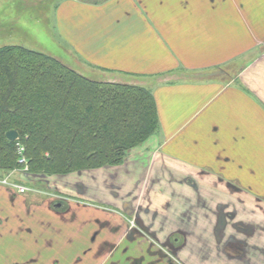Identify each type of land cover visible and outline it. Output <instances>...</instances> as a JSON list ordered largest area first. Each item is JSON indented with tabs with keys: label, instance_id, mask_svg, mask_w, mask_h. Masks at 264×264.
I'll return each mask as SVG.
<instances>
[{
	"label": "crops",
	"instance_id": "1",
	"mask_svg": "<svg viewBox=\"0 0 264 264\" xmlns=\"http://www.w3.org/2000/svg\"><path fill=\"white\" fill-rule=\"evenodd\" d=\"M54 18L72 55L57 59L92 81L146 89L159 126L120 166L30 181L68 198L60 208L0 184V264H132L119 251L123 211L134 218L139 205L162 241L160 227L198 199L217 217L242 202L264 228V0H63Z\"/></svg>",
	"mask_w": 264,
	"mask_h": 264
},
{
	"label": "trees",
	"instance_id": "2",
	"mask_svg": "<svg viewBox=\"0 0 264 264\" xmlns=\"http://www.w3.org/2000/svg\"><path fill=\"white\" fill-rule=\"evenodd\" d=\"M56 47L64 52L0 47V179L20 169L10 131L37 178L120 166L158 129L149 91L81 76L57 59L71 53Z\"/></svg>",
	"mask_w": 264,
	"mask_h": 264
},
{
	"label": "flooded vegetation",
	"instance_id": "3",
	"mask_svg": "<svg viewBox=\"0 0 264 264\" xmlns=\"http://www.w3.org/2000/svg\"><path fill=\"white\" fill-rule=\"evenodd\" d=\"M67 199L56 193H47L42 197L43 202L53 209L60 208ZM214 203L198 199L192 202L191 212L184 209L177 212L175 220L168 221V227H160L162 235L167 233L163 241L141 223L146 211L142 205L138 206L134 218H131L133 214L131 216V213L123 211L129 230L125 232L122 247L118 250L132 264H251L257 255L264 257V252L259 251L254 243L255 238L264 233V228L253 224L254 213L244 208L242 202H239L238 212V202H233L229 204L231 210L228 208L225 215L217 217V212L211 210ZM201 207L203 211L198 214L197 209ZM117 208L110 206L109 211H118ZM145 215H148L147 212ZM136 234L138 239L135 238ZM147 244L153 246L154 250L148 248ZM98 252L101 250L96 249L95 254Z\"/></svg>",
	"mask_w": 264,
	"mask_h": 264
},
{
	"label": "rangeland",
	"instance_id": "4",
	"mask_svg": "<svg viewBox=\"0 0 264 264\" xmlns=\"http://www.w3.org/2000/svg\"><path fill=\"white\" fill-rule=\"evenodd\" d=\"M62 1L63 0H0V47L22 46L31 50L48 52L50 54L61 52L62 49L56 47L59 46V43L56 42L54 14ZM90 1L100 2L103 0ZM55 44L57 45L55 46ZM61 46L64 50H67L65 44H61ZM67 51L70 54L69 50ZM63 52L64 51H62V53ZM1 174H5L1 179H6L9 182L26 183L33 188L34 194L36 195L42 193L47 194L52 191V189L46 188L41 184L35 183L36 185H34L33 183L31 185L30 181L35 180V182H38V179L41 180V178L28 175L29 171L24 169ZM116 178L117 176L115 175H111L110 177L112 182H114ZM114 187V185H111L110 189L107 191L105 200L109 204L106 205H113L119 209L120 207L117 205H121L120 201H115L114 198L121 199L122 196L121 192L113 189ZM109 196L112 197L111 202ZM94 206L106 208V206L101 204H94ZM82 207L85 208L86 206L83 205ZM80 233L81 232L76 235L80 237ZM83 250L82 247H77L73 251V254L81 253ZM89 256H91V254H89Z\"/></svg>",
	"mask_w": 264,
	"mask_h": 264
},
{
	"label": "built area",
	"instance_id": "5",
	"mask_svg": "<svg viewBox=\"0 0 264 264\" xmlns=\"http://www.w3.org/2000/svg\"><path fill=\"white\" fill-rule=\"evenodd\" d=\"M17 154H18V165L21 166L24 170L28 171V160L26 157V150L22 143H17ZM3 185H7L12 189H15L18 194L25 195L27 194L30 189L25 185H18L15 183H9L8 181L4 180L1 182Z\"/></svg>",
	"mask_w": 264,
	"mask_h": 264
},
{
	"label": "water",
	"instance_id": "6",
	"mask_svg": "<svg viewBox=\"0 0 264 264\" xmlns=\"http://www.w3.org/2000/svg\"><path fill=\"white\" fill-rule=\"evenodd\" d=\"M6 138L11 142H15L18 140L19 134L16 131H10L6 134Z\"/></svg>",
	"mask_w": 264,
	"mask_h": 264
}]
</instances>
